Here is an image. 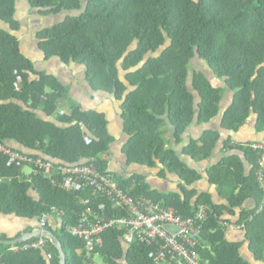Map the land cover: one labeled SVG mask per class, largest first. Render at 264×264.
Wrapping results in <instances>:
<instances>
[{
    "label": "trees",
    "instance_id": "1",
    "mask_svg": "<svg viewBox=\"0 0 264 264\" xmlns=\"http://www.w3.org/2000/svg\"><path fill=\"white\" fill-rule=\"evenodd\" d=\"M16 1L0 0V21L10 25V31L0 27V142L14 149L20 144L29 151L17 150L61 163L91 162L103 173H112L108 157L114 137L106 115L84 111L71 99L68 87L35 71L12 33L20 29ZM27 1L42 16L78 12L38 33L46 58L83 65L95 91L122 101L128 161L149 168L162 165L160 177L176 174L181 193L152 190L139 174L125 178L112 173L120 186L132 197L150 198L184 218L194 216L200 206L210 208L213 213L198 247L203 264H250L241 255V245L225 239L222 225L225 212L235 215L241 209L237 222L246 225L252 253L264 260V190L257 176L260 152L253 143L232 145L229 139L224 149L230 154L206 169L210 183L229 205H216L209 194L198 193L194 186L202 175L174 148L194 123L208 125L216 119L221 130L207 128L184 147L183 155L195 162L208 160L222 141V130L237 133L252 118L256 131L264 132V0ZM16 71L23 78L19 90L14 86ZM31 74L37 78L32 80ZM227 92L232 101L226 105ZM39 111L57 122L42 118ZM86 135L92 144H86ZM245 161L251 165L249 174ZM0 179V214L39 223L44 214L55 219L53 209L62 213L61 225L50 224L48 229L61 239L68 264H98L97 256L104 264H152L151 246L128 245L120 227L102 235V244L90 255L85 241L71 233L86 210V199L96 209L106 202L110 219L126 216L111 200L92 191L66 192L44 172L26 175L23 167H8L2 153ZM252 198L260 206L243 209ZM48 241L46 253L54 255L53 260L40 250L16 253L0 244V264H61L59 250Z\"/></svg>",
    "mask_w": 264,
    "mask_h": 264
},
{
    "label": "built area",
    "instance_id": "2",
    "mask_svg": "<svg viewBox=\"0 0 264 264\" xmlns=\"http://www.w3.org/2000/svg\"><path fill=\"white\" fill-rule=\"evenodd\" d=\"M15 75L17 78L14 86L16 90H19L23 78L18 71ZM64 114V111L60 112V115ZM85 142L87 145L92 144V138L86 135ZM252 148L260 152V168L257 176L264 190V143L255 142ZM0 153L7 157L8 167L30 168V174L44 172L53 180L55 186L66 192L92 191L95 196L111 200L115 208L127 213L126 216L110 219L106 202L101 203L96 209L91 199L84 200L86 210L81 216L79 225L72 227L70 231L73 236L85 241L89 255L102 244V235L112 228L120 227L126 231L124 241L128 245L138 243L151 246L148 257L152 264H203L198 247L204 225L213 213L207 206H200L194 216L184 218L174 208L165 207L150 198L132 197L120 186L112 173H103L94 163L87 161L72 165L61 163L36 157L3 142H0ZM2 181L0 179V183ZM53 213H56L55 219L59 224L55 227H59L62 222V213L56 209H53ZM51 220H53L51 215L44 214L39 220L40 227L48 229V226L52 224ZM252 220L253 217H251ZM168 225H172L174 229L167 230ZM222 225L228 229L244 230L246 228L245 224L240 225L229 221L222 222ZM48 242L47 238H36L12 245L10 251L18 253L40 250L50 261L53 260L54 255L46 253Z\"/></svg>",
    "mask_w": 264,
    "mask_h": 264
},
{
    "label": "crops",
    "instance_id": "3",
    "mask_svg": "<svg viewBox=\"0 0 264 264\" xmlns=\"http://www.w3.org/2000/svg\"><path fill=\"white\" fill-rule=\"evenodd\" d=\"M15 19L20 25V29L15 31V34L20 42V49L22 54L29 59L35 68L36 72H44L49 76L55 77L60 83L69 89V96L71 99L79 104L84 111H96L106 115L109 122L110 134L114 137V142L109 152V171L113 174L122 177H131L139 174L145 177V181L149 184L152 190H158L162 193L177 192L181 193L180 178L176 174L167 172L165 177H160L162 165L157 168H149L145 165L137 163H130L128 161L125 147L129 140L126 132V124L124 119V111L122 108V101H119L115 96L103 91H95L87 81L86 68L83 65L76 63L66 64L58 57L46 58V54L40 47V39L38 33L43 29L52 26L58 21L54 15L42 16L38 9H33L27 0L16 1ZM1 28L10 31V25L1 22ZM37 75L31 74V79L34 80ZM232 101V94L227 92L224 103L227 105ZM42 118H46L57 122L54 117L47 118V115L39 111ZM207 128L221 130L220 120L216 119L208 124L199 125L194 123L184 135V142L174 147L180 157L192 168L198 170L202 175V179L195 184V188L199 194H209L212 201L216 205H229L228 200L222 196L218 187L212 185L206 173V169L214 166L220 160L229 155L224 149L226 141L232 139V145L235 143H264V132L258 133L255 128V119L252 118L248 123L241 128L237 133L228 131H221L222 141L219 143L217 149L212 157L203 162H195L190 157L183 155V149L189 142L194 139L201 138ZM29 151V150H26ZM245 173L249 174L251 165L247 161L244 162ZM30 175V173H26ZM260 205L255 199H248L243 209L255 210ZM241 209L235 210V215L225 212L222 219L229 220L232 223H238ZM56 219L51 220L52 226L55 227ZM37 221L19 218L15 215L0 214V237L6 235L9 239H15L19 234L29 232L30 228L36 229ZM224 237L228 242L237 243L241 245V255L250 264H264V260H259L252 253L249 241L247 240V231L244 229H228L224 228Z\"/></svg>",
    "mask_w": 264,
    "mask_h": 264
},
{
    "label": "water",
    "instance_id": "4",
    "mask_svg": "<svg viewBox=\"0 0 264 264\" xmlns=\"http://www.w3.org/2000/svg\"><path fill=\"white\" fill-rule=\"evenodd\" d=\"M76 13H78V12H76V11H66V12H62L59 15H55L54 17L58 21H56L53 25H55V24H57L59 22H63L68 15H74ZM0 23H1V21H0ZM6 29L9 30V28H6ZM12 33H14V32H12ZM225 107H226V105L222 104V108H225ZM14 146L17 149L26 150L20 144H16L15 143ZM106 215H107V212H106ZM166 228L169 231L174 229V227L172 225H168V226H166ZM35 238H47V239H49L50 242L55 246V248H57L59 250L61 264H68L67 253L65 251V248H64V245H63L61 239L58 238V236L52 230L41 228L39 223L36 225V229L33 230L32 232L24 233L20 237L15 238V239H7V240L0 239V244L6 245V246H12V245H16V244H22V243H24V242H26L28 240H32V239H35Z\"/></svg>",
    "mask_w": 264,
    "mask_h": 264
},
{
    "label": "rangeland",
    "instance_id": "5",
    "mask_svg": "<svg viewBox=\"0 0 264 264\" xmlns=\"http://www.w3.org/2000/svg\"><path fill=\"white\" fill-rule=\"evenodd\" d=\"M65 109L68 110V107H65ZM24 171H25L26 173H30V172H31V169H30V168H25ZM96 262H97L98 264H104L103 259H102L101 257H99V256L96 257Z\"/></svg>",
    "mask_w": 264,
    "mask_h": 264
}]
</instances>
